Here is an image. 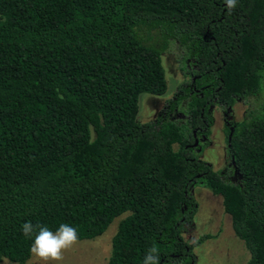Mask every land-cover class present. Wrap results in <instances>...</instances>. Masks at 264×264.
<instances>
[{"label": "trees", "instance_id": "16d2710c", "mask_svg": "<svg viewBox=\"0 0 264 264\" xmlns=\"http://www.w3.org/2000/svg\"><path fill=\"white\" fill-rule=\"evenodd\" d=\"M171 41L190 81L138 123L139 95L167 91ZM248 98L224 127L231 183L192 154L193 132L208 138L211 105ZM197 183L221 197L246 264H264V0L231 14L225 0H0V264L29 260L26 222L84 241L123 215L106 264H143L153 246L160 264H195L212 238L183 240Z\"/></svg>", "mask_w": 264, "mask_h": 264}, {"label": "rangeland", "instance_id": "374dc122", "mask_svg": "<svg viewBox=\"0 0 264 264\" xmlns=\"http://www.w3.org/2000/svg\"><path fill=\"white\" fill-rule=\"evenodd\" d=\"M180 50H179V49ZM184 52L175 41L169 43L168 49L161 55L162 66L165 71L167 91L165 95L157 97L150 94H140L138 98V123H150L161 116L168 101L173 99L179 87L190 81L187 71L191 68L188 60L183 58ZM262 97L259 96V101ZM253 99L239 100L232 108L213 105L208 114L212 119V126L207 141L193 147L192 154L198 159L210 164L214 171L229 176L230 182L235 183L237 175L226 149L224 135L225 125L239 122L253 106ZM183 106V105H182ZM183 109V107H179ZM180 110L173 114L174 121L182 123L185 116ZM191 194L197 202V213L193 218V225L183 236L186 243L193 244L202 236L211 235L193 248L195 264H246L250 258L242 241L232 230L230 217L223 211L220 196L213 195L209 190L197 183ZM125 215L114 219L107 230L93 240L77 241L70 248L62 252L60 261L49 264H106L111 253V239L117 231L119 221ZM1 264H13L3 260ZM25 264H44L31 254Z\"/></svg>", "mask_w": 264, "mask_h": 264}, {"label": "clouds", "instance_id": "9594fccd", "mask_svg": "<svg viewBox=\"0 0 264 264\" xmlns=\"http://www.w3.org/2000/svg\"><path fill=\"white\" fill-rule=\"evenodd\" d=\"M228 13L237 6V0H225ZM35 229L38 233L35 235L34 242L31 245L30 252L33 256L43 261L44 264L49 262L60 261L62 252L70 248L78 240V233L74 227L68 224H61L53 232L48 227L42 225H33L30 221L22 225L23 235L30 237ZM143 264H160L159 253L155 246L148 249L143 259Z\"/></svg>", "mask_w": 264, "mask_h": 264}, {"label": "flooded vegetation", "instance_id": "af4514ba", "mask_svg": "<svg viewBox=\"0 0 264 264\" xmlns=\"http://www.w3.org/2000/svg\"><path fill=\"white\" fill-rule=\"evenodd\" d=\"M166 106H167V105H166ZM166 106H165V108H166ZM211 106H213V105H211ZM211 106H210V107H211ZM165 108H164V109H165ZM163 111H164V110H163ZM177 112H178V111H177ZM177 112H176V113H177ZM179 113H180V112H179ZM162 114H163V112H162ZM162 114H161V115H162ZM174 114H175V113H174ZM159 117H160V116H159ZM159 117H158V118H159ZM172 119L175 120L174 117H173V115H172ZM193 135H194L195 142H194V144L192 145V147H195L196 145H197V147H198V145L204 144V142L207 141V138H205V136H203V135H197V132H196V131L193 132ZM196 142H197V144H195Z\"/></svg>", "mask_w": 264, "mask_h": 264}, {"label": "water", "instance_id": "95a60500", "mask_svg": "<svg viewBox=\"0 0 264 264\" xmlns=\"http://www.w3.org/2000/svg\"><path fill=\"white\" fill-rule=\"evenodd\" d=\"M195 144H197V142Z\"/></svg>", "mask_w": 264, "mask_h": 264}]
</instances>
